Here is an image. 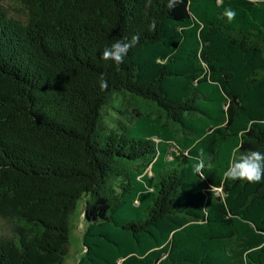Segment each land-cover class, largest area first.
Segmentation results:
<instances>
[{
	"label": "trees",
	"instance_id": "16d2710c",
	"mask_svg": "<svg viewBox=\"0 0 264 264\" xmlns=\"http://www.w3.org/2000/svg\"><path fill=\"white\" fill-rule=\"evenodd\" d=\"M167 2L0 0V264H63L80 200L77 264H264V180L223 177L264 152V0Z\"/></svg>",
	"mask_w": 264,
	"mask_h": 264
},
{
	"label": "clouds",
	"instance_id": "9594fccd",
	"mask_svg": "<svg viewBox=\"0 0 264 264\" xmlns=\"http://www.w3.org/2000/svg\"><path fill=\"white\" fill-rule=\"evenodd\" d=\"M183 0H168L166 7L172 10L177 4L182 3ZM224 16L229 21L234 20L236 13L232 9H225ZM156 21L153 20L150 29L155 30ZM140 40L139 34L132 35L130 38L117 39L114 43L106 46L101 54L102 60H111L117 66L124 62V57L128 54L130 49L135 47ZM99 86L101 90L107 88V81L104 76L100 77ZM203 153L197 157H191L197 160L193 166V172L202 176V169L204 168L203 160L201 159ZM225 181H246L248 183H259L264 180V152L258 150H246L234 156L228 167L223 173Z\"/></svg>",
	"mask_w": 264,
	"mask_h": 264
},
{
	"label": "rangeland",
	"instance_id": "374dc122",
	"mask_svg": "<svg viewBox=\"0 0 264 264\" xmlns=\"http://www.w3.org/2000/svg\"><path fill=\"white\" fill-rule=\"evenodd\" d=\"M2 4L9 8L10 2L4 1ZM11 12H13V8H9ZM129 100V101H128ZM139 102L134 101L132 99H121L116 98L112 103V107L108 108L105 115V124L106 129H115L118 123V120H123L125 124H129L128 119L132 116L133 111L136 105ZM118 110L123 111L127 110L128 115L124 118V116H120L117 114ZM174 150V149H173ZM84 200H80L77 203V206L71 215L70 218V235H69V252L65 256L63 264H77L78 260L84 254V247L82 245V235L85 229L84 222Z\"/></svg>",
	"mask_w": 264,
	"mask_h": 264
}]
</instances>
